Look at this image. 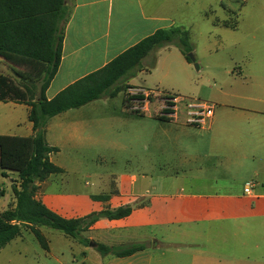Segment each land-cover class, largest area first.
Returning a JSON list of instances; mask_svg holds the SVG:
<instances>
[{
  "label": "crops",
  "instance_id": "crops-1",
  "mask_svg": "<svg viewBox=\"0 0 264 264\" xmlns=\"http://www.w3.org/2000/svg\"><path fill=\"white\" fill-rule=\"evenodd\" d=\"M192 1L66 0L68 18L62 24L61 65L47 90V98L53 99L69 86L104 68L157 31L179 27L180 13L188 10ZM223 2L217 0L216 4L227 10ZM258 10L263 23L250 32L249 40L239 42L244 49L243 58L239 61L232 58L224 69V77H213L211 86L203 88L198 96L185 97L187 101L178 105V111H174L170 120L156 117L165 107L163 103L151 112L153 99L144 102L143 114L139 115L121 109L114 98L93 101L49 120L46 139L50 146L59 149L57 153L61 140L67 141L75 151L99 145L107 137L100 138L102 124H110L111 141L105 144L109 148L133 151L129 137L124 142L115 140L113 125L122 124L136 130L137 151L148 152L149 121H158L161 153L177 158L182 170L188 168L196 173L193 178L187 177L188 188L181 187L174 192H162L160 187L153 186L152 193L149 189L140 193L134 176L129 182L122 179L111 185L100 176L97 192L78 188L61 190L56 188L54 175L39 184L37 198L66 219L134 205L128 217L101 219L85 232L89 239H97V244L147 245L145 250L129 257L113 256L111 264H153L152 257L145 258L148 247L159 249L163 245L184 249L179 248L173 262L162 264H264V5ZM224 24H228L226 19L214 20L216 27L229 28ZM174 49L175 52L161 62L164 80L160 84L165 86L167 80L182 84L181 81L186 82L193 73V64L179 48ZM159 66L160 59L156 68ZM18 73L33 75L35 71L16 66L0 55V74L13 78ZM129 83L132 85L130 94H161ZM125 97L124 92V100ZM190 101L213 106L214 113L207 126L189 123L187 103ZM182 108L186 116H181ZM29 112L26 104L0 101V135L32 137L34 130ZM53 154L50 160L63 170L61 174L66 173V167L56 163ZM3 178L0 213L15 201L13 185L18 176L9 172ZM248 183L253 185L250 194L245 193ZM93 196H109V199L95 200ZM156 227L166 229L162 237L148 232ZM26 231L31 232L23 229L22 235L9 245L23 240Z\"/></svg>",
  "mask_w": 264,
  "mask_h": 264
},
{
  "label": "trees",
  "instance_id": "trees-1",
  "mask_svg": "<svg viewBox=\"0 0 264 264\" xmlns=\"http://www.w3.org/2000/svg\"><path fill=\"white\" fill-rule=\"evenodd\" d=\"M66 0H0V55L8 62L34 70L33 75L0 74V101L26 104L30 107L29 120L33 124L32 137L0 135V174L9 172L18 176L13 185L14 203L0 213V252L20 237L23 229H30L41 247L49 251L50 244L42 228L61 231L66 236L89 245L91 240L83 233L101 219L118 220L131 215L134 205L116 209L106 208L85 217L66 219L50 210L37 198L39 184L51 175L61 174L50 155L58 148L47 143V125L51 118L72 109L81 108L93 101L114 98L125 92L124 108L128 112L143 114L146 100L142 94H130L127 82L143 70V61L154 51L169 45L179 47L189 63L192 52L189 32L181 27L157 31L111 61L104 68L69 86L56 97L46 96L57 75L62 59L64 29L67 21ZM156 67V58L151 68ZM150 101L151 98H148ZM167 109L156 117L170 120ZM4 192L0 191V197ZM107 201L109 196H93ZM104 256L129 257L146 249V244L124 246L96 244Z\"/></svg>",
  "mask_w": 264,
  "mask_h": 264
},
{
  "label": "rangeland",
  "instance_id": "rangeland-1",
  "mask_svg": "<svg viewBox=\"0 0 264 264\" xmlns=\"http://www.w3.org/2000/svg\"><path fill=\"white\" fill-rule=\"evenodd\" d=\"M216 3L217 0H193L188 10L180 13L182 21L178 26L189 32L192 44L190 53L195 56L196 64L200 67V70H196L195 64L191 63L193 73L186 80L187 85L183 80L182 84L170 80H167L169 81L166 83L167 86L160 84V81L164 80L161 62L171 52H175L176 45H169L154 51L144 59L143 70L127 83L130 85L131 81L145 91H159L163 95L185 98L198 96L203 88L211 86L213 77L223 78L224 69L230 64L232 58L239 61L244 56V49L239 42L249 40L250 32L263 23L262 14L258 8L264 5V0H250L249 2L224 0L223 3L227 10ZM217 17L226 19L228 24L224 25H228L226 27L229 28L216 27L214 20ZM155 58L156 66L160 59V66L155 67L156 69L151 68ZM153 96L155 95L150 97L154 103L151 106V112L163 103L161 95ZM113 100L115 104H120L121 109H125L123 108L124 92H120ZM112 111H117V109ZM181 116H186V110L183 108ZM159 124L158 121H149L150 148L148 152H143L144 154L137 151L136 145L139 139L136 130L130 129V125L116 124L113 127L115 128V140L124 142L129 137V141L133 143V151H115L105 145L111 141L112 132L108 130L110 124H102L100 131V138L106 135L107 137L99 145L83 149V151H75L71 149L67 141L61 140L60 152L53 154V159L56 163L65 166L67 172L54 175L56 188L66 191L78 188L84 192L89 190L97 192V182L100 176H103L110 185L122 179L129 182V179L134 176L138 180L140 193H145L146 189L152 193L153 186L160 187L162 192H174L181 187L188 188L187 177L193 178L196 173L189 171L188 168L182 170L177 165L179 162L177 158L161 153L162 142L157 136L160 133ZM2 182H5V178L0 176V185L4 187L5 184ZM41 230L49 241V251L41 247L33 233L26 231L23 240L12 243L2 251L0 264H111L113 260V256H104L96 247H91L92 242L97 244V239H89L86 233L82 236L91 240L89 245L79 239L66 236L58 230L46 227ZM165 230L156 227L148 232L154 233L155 237H162ZM148 248H150L149 253L145 258L152 257L153 264L173 262L179 248L184 249L180 246L167 245L159 249H154L153 246Z\"/></svg>",
  "mask_w": 264,
  "mask_h": 264
},
{
  "label": "built area",
  "instance_id": "built-area-1",
  "mask_svg": "<svg viewBox=\"0 0 264 264\" xmlns=\"http://www.w3.org/2000/svg\"><path fill=\"white\" fill-rule=\"evenodd\" d=\"M137 94H142L145 96L146 100L148 101L153 94L152 93H145L137 92ZM162 96L163 104L165 107L161 110V112L169 109L173 113L165 114L166 117L172 118L174 111H178V105L186 102L187 100L182 97H176V96H167L160 94ZM188 108V115H189V123L197 126H207L209 119L213 116L214 108L212 105L207 104L205 102H193L190 101L187 103ZM253 185L251 183H248L245 193L250 194L252 190Z\"/></svg>",
  "mask_w": 264,
  "mask_h": 264
},
{
  "label": "water",
  "instance_id": "water-1",
  "mask_svg": "<svg viewBox=\"0 0 264 264\" xmlns=\"http://www.w3.org/2000/svg\"><path fill=\"white\" fill-rule=\"evenodd\" d=\"M189 58H190L191 61L195 64V68H196V70H200L199 65L196 64L195 56H194L192 53H189ZM90 246L94 248V247H96V244L92 242V243L90 244Z\"/></svg>",
  "mask_w": 264,
  "mask_h": 264
}]
</instances>
